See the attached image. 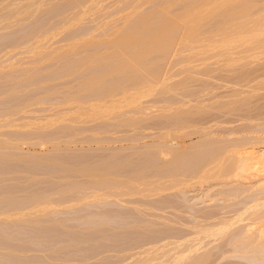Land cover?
<instances>
[{
    "label": "rangeland",
    "instance_id": "374dc122",
    "mask_svg": "<svg viewBox=\"0 0 264 264\" xmlns=\"http://www.w3.org/2000/svg\"><path fill=\"white\" fill-rule=\"evenodd\" d=\"M251 1L243 0L233 3L231 6V9H233H230L229 12L223 10L227 13L218 11L216 15H210L211 17L207 18L210 20H206L207 23L203 21L204 23L200 27L201 31L208 29V31H204L215 36L218 33L215 31L216 28L219 29L218 24L222 25V21L224 24L228 18L233 19L236 13H238L236 14L237 17L242 18L240 24L248 27L249 24L246 23H249L248 17L254 15L252 12L255 13L254 11H256L257 13L256 9L264 8V0L262 2L261 0L259 2L253 0V3H250ZM192 2L196 4L198 0H0V264H143V262L149 264L148 261L151 258L153 260L151 259L150 264H163L166 260H169L166 259L167 257L177 258L172 255L178 252L181 253V251L184 252L185 238H187L185 230L191 229L192 225L214 222L217 218V220L223 219L224 216L226 218L232 217L237 208L238 210L243 208L244 203L245 206L246 204H253L257 198L261 199L260 201L263 200L264 184L262 183H264V180H260L264 179L263 91L260 93L258 91L257 95L255 94L256 97H252L250 103L248 102L249 104L244 103L245 109L240 106L242 109H238L240 112L236 113L237 110L235 114L225 117V119H232L233 123H226L224 126L222 123L220 128L226 127V132L235 129L232 135L228 134L226 136L227 133H224L223 135L214 136L216 142L217 140L229 142L230 139L231 141L237 139V141L247 142L252 137L249 141L251 143L253 141V144L250 143L245 146H247L246 148L249 147L248 150H252L249 152L251 154L248 157L250 158L248 162L256 164L254 178L247 179L248 181L246 179L239 182L234 181L231 184L228 183L229 185L223 183L225 187L217 182H212V184L208 182L202 185L199 183L190 184L193 180L188 183V187L183 183L185 169L186 174L191 175L193 168L196 165V168L200 167L207 159L203 155V159L200 160V155L196 156L197 158L193 157V159L185 160V153L195 151L192 147L197 146L196 143L200 141L196 136L185 139V116L191 115V113L188 115L185 113V101L189 102L188 107H194L196 105L194 100L197 98L206 100L209 97L207 92L210 93L211 91L213 94L216 92L218 96L219 94L223 95L222 98L227 100V97L224 96H227L235 88L245 90L243 95L249 90L247 87L241 89V86H235L234 83H238L237 81L241 80L242 83L240 84L248 81V79L255 81L258 79L256 83L258 81L264 82L262 79V77L264 78V57H262L264 46L262 44L260 46L261 50L263 49L262 54L260 53L261 50L258 52L260 48L257 47L259 46L256 44L257 42L256 45H253L255 41L251 44L252 46L249 45L248 47L255 50L254 46H256L257 53L250 49L252 54L249 51L245 57L243 52L237 54L239 48L237 45L236 48H232L233 50L236 49V51H231L233 57L236 55L234 57L236 60L232 56H228L235 61H230L232 62L231 67L225 60L226 56L225 58L223 56L222 58L212 56V59L205 57L203 61L206 55L200 54L203 58L198 55L199 59L196 55L198 63L197 60L196 62L194 59L189 60L191 56L193 58L195 55H192L193 51L185 50V17L182 22L180 18L185 16V10L190 4H193ZM242 5V9L245 7L243 10L241 9ZM234 8L236 9L234 10ZM262 8H260L261 11H263ZM242 14L247 17L248 22ZM96 18L98 21H96ZM243 19L246 21L244 22ZM166 30L168 31L165 33ZM211 34L207 35L210 39H214ZM201 35L200 38L205 36L203 33ZM262 36H264V33ZM260 41L261 39H258V42ZM262 42L264 43L263 40L260 43ZM143 43H146L147 46ZM210 47L209 49H211ZM212 47V53L219 49L218 47ZM240 48L242 49V47ZM240 48L239 50H241ZM136 51L138 52L136 53ZM211 51L209 55H211ZM118 53L119 56H116L115 54ZM258 53L259 55H257ZM249 54L256 56L249 58ZM53 55L54 57H52ZM242 55L245 60L242 59ZM223 58L227 64L226 66L225 63L222 64L224 62ZM252 58L258 60L252 61ZM248 59L252 62L247 63ZM122 60L125 61H123L125 65ZM237 60L238 63H236ZM233 63L235 64L233 65ZM220 64L223 65V69L220 68L221 66L217 68ZM121 65L124 68L120 67ZM90 78L91 80H89ZM147 81H151L153 85L147 86L150 83H146ZM88 82L94 85L91 84L90 86ZM136 85L140 89L138 86L133 87ZM142 85L145 87H142ZM131 86L137 88V91L144 90V92H141L145 94V97L143 96L142 100L137 101V104L122 107L124 110H134L136 104L139 107H136V110L139 109L138 111H140L136 113L135 117L133 115L130 118V115H127L124 118L129 117V119L135 120V125L137 119L140 118L142 121L138 120L139 126H134L136 129L131 128L132 126L128 127L130 130H127V132H125L127 127H124L126 129L122 133L115 134V131L112 130L116 128H112L111 133L115 134L112 135L109 133L110 126L108 124L114 122L109 120L108 123L106 117V120L101 117L104 116L101 113L102 111L100 112V110H103L102 106L107 104L106 100L108 99L105 101L93 100L107 96L109 93L117 94L121 88L130 89ZM146 86L149 89H143ZM185 95L189 97L185 98ZM217 98L220 99V97ZM222 98L221 100H223ZM163 106H166V108ZM167 106L173 110L168 112ZM237 107L239 106L237 105ZM122 108L120 110H123ZM150 110L153 111L150 112ZM92 112L94 116L97 113L101 115H96L99 117L96 118L91 115ZM206 112V114H198L199 116L194 115L195 119L215 114L213 110L210 113L209 111ZM239 116H246L249 119L241 120ZM104 125L109 126V128ZM172 126L175 127L174 130ZM166 127L167 130L172 129L170 135L161 140L162 143L166 144L158 143V145H154L156 141H160V138L155 137L160 134L159 129L164 130ZM176 128L179 130H176ZM120 134L125 138L128 136L131 138L133 135H145V137L136 144L126 141L122 143L123 146H119V143H107L105 140L109 135L115 137ZM242 138L247 140L244 141ZM204 139L213 141L212 136ZM132 144L134 147L129 148ZM161 145L167 147L166 149L170 151L169 155L159 151L158 147ZM188 147H191V150ZM135 149H138L139 153L136 152L135 155L131 156V152L137 151ZM157 151H159L158 155L156 154ZM256 154L257 156H255ZM125 156H129L130 160H120L121 162L118 160ZM136 158H141L140 160L144 164L147 163L146 166L142 162V164L140 163L141 166L139 165V167H143V170L137 167L139 162L136 163L137 165L132 163V161L137 160ZM197 159L200 160H198L199 165L196 164ZM195 160L196 162H194ZM113 162L116 164H113ZM150 163L156 164L155 167L153 164L149 165L154 170H151L152 168L148 166ZM124 164L129 168L131 167V170L135 167L138 170H127L126 172L130 171L134 174L137 172L140 176L147 175V177H149V173L154 174L156 168L159 167L160 170H157L159 173L157 172L155 177L153 175L145 181L150 182L157 177L155 183H158V185H153L154 181L151 185L158 188L159 192L157 190L154 191L157 193H154L149 188L152 192L150 193L149 190L147 191L146 188L142 187L147 194L150 193L149 196L146 193L147 197L142 196L144 190H141L143 194L140 195L141 191H138V189L137 193L140 192L139 194L133 189L134 193L126 190L128 194L119 197H111L108 193H104L108 196L103 193L104 196H102L101 192L104 191L102 189L105 188V184L102 185L103 181L101 180L106 183L108 167L111 165V167H118ZM125 165L124 168H126ZM146 168L148 169L146 170ZM172 173L174 175H171ZM163 174L164 179L162 178ZM176 174L178 176H175ZM258 174H262L263 177ZM165 175L169 178L167 179ZM170 176L177 177L178 181L176 178H170ZM171 180H176L175 182L179 183L182 180L183 182L182 184L178 183L177 187L175 186L176 183ZM133 183L134 181L131 185ZM161 184L169 187L172 185L173 188L170 187L165 190V187L163 189ZM136 185L134 183L133 186ZM95 188H100L101 192L99 189L95 190ZM231 207L233 209L227 211ZM259 211L264 212V208L259 209ZM226 212L229 216H226ZM231 212L232 214H230ZM118 213H123L129 219L127 221H131L130 223L134 225L131 224V228L130 223L126 224V227L124 226V234L122 233L121 236L123 239L118 240L117 243L116 239L111 241L107 239L109 234L117 229L114 228L116 223H113L116 221L115 216ZM211 218H214V220ZM263 221L264 219H259L260 223H258L264 225ZM243 222L246 223L247 221H239L241 224ZM136 224L141 225V227L147 225L144 231L140 230V232H143L142 235L137 230L138 225ZM241 224L237 222L232 226L236 229V232L233 230L234 235L239 238L244 237V235L242 236V225L245 226V224ZM235 226L240 229L235 228ZM134 228L136 231H134ZM149 228L151 231L156 230L152 233L148 230ZM145 231L148 233L145 234ZM238 232L240 234H237ZM255 236L257 235L255 234ZM149 237H151L152 242L149 241ZM152 237L156 239L153 240ZM261 239V242L259 241L260 245L257 242L248 246L244 243L245 248L248 250L244 249L241 255L238 251H236L237 254L233 251V253L226 252L222 255L225 256L226 261L230 262L251 264V261L256 258L257 263L253 261L252 264H262L264 263V253L262 254L264 248L262 249L261 246H264V234ZM210 240L217 243L219 241L207 238V241H203V244L209 242V246H216L215 242L213 243ZM114 242L116 245L120 244L118 251L119 246L113 249L116 247L115 244L113 245ZM108 243H112V245L110 244L113 247L112 249L106 248L105 245H108ZM235 244L240 245L241 243L238 244L237 242ZM166 252L169 253L166 255ZM179 253L177 256H183L184 254ZM184 257L185 255L181 261L179 259L181 263L176 262V264H185ZM251 257L254 258L250 260ZM145 261L147 262L145 263Z\"/></svg>",
    "mask_w": 264,
    "mask_h": 264
},
{
    "label": "bare ground",
    "instance_id": "6f19581e",
    "mask_svg": "<svg viewBox=\"0 0 264 264\" xmlns=\"http://www.w3.org/2000/svg\"><path fill=\"white\" fill-rule=\"evenodd\" d=\"M191 1V0H190ZM193 1V0H192ZM240 1H243V0H198V2L196 3V4H194L193 2V4H190V6L185 10V16H183V17H181L180 19H181V22H182V20L184 19V17H185V40H184V42H185V50H187V51H193V53H192V55L194 56L195 55V57H193L192 58V56L191 55H189V56H191V58L189 59V60H191V59H194V61L196 62V60L198 59L197 57H199L198 55H200V54H203V55H206V56H204V59H203V61L205 60V57H207V58H210V59H212V56H219L218 58H222V56L225 58V56L227 57V58H225V60H226V62L228 63V65L231 67L232 66V62H235V61H233L235 58V56L236 55H234V57L231 55L233 52H231V51H236V49L235 50H233L232 48H236V45H237V47H242V49L241 50H239V48H238V50H237V54H239V52L240 53H245L244 54V57H245V55H246V53H248L249 51H250V49H251V51H255V53H257V51H256V49H257V47L258 48H260V49H258L259 51L258 52H260V50H261V47L260 46H264V43L262 42V43H260L262 40L264 41V36H262L261 37V35H263V33H264V8H262V7H260V8H262V10L263 11H261V9L260 8H258V9H256L257 10V13H256V11H254L255 13H253L252 12V14H254V15H249V16H251V17H248V15L246 14V12L248 11H246L245 12V14L247 15V17H248V19H249V23H246V24H249L248 25V27L247 26H243L242 24H240V21H241V19L242 18H240L239 16L237 17L236 16V14H238V13H236L235 14V16H233L234 18L232 19V18H228L227 19V21L223 24V21H222V25H219L218 24V26H219V29L218 28H216L217 30H215L216 32H218L217 34H215V36H213V34H211V33H207V32H205L204 30H206V29H204V30H202V31H204V32H202L201 31V29H200V27L203 25V21H205L206 22V20H210V19H207L210 15H212V14H215L216 15V12L218 13V11H221V13L222 12H226V11H223V10H228V12H229V10L231 9V6H232V4L233 3H237V2H240ZM249 1V0H248ZM255 1H257V0H255ZM246 2V1H245ZM258 2H259V0H258ZM261 2H262V0H261ZM191 3V2H190ZM250 3H253V0L250 2ZM256 3V2H255ZM254 3V4H255ZM189 4V3H188ZM242 4H243V2H242ZM257 4V3H256ZM237 5V4H236ZM235 5V6H236ZM244 5V4H243ZM243 5L241 6V9H242V7H243ZM253 5V4H252ZM246 6H248V5H246ZM168 7V6H167ZM166 7V8H167ZM238 7H240V6H238ZM251 7V6H250ZM255 7V6H254ZM253 7V8H254ZM165 8V9H166ZM186 8V7H185ZM245 8V7H244ZM243 8V9H244ZM256 8V7H255ZM135 9V8H134ZM233 9V8H232ZM231 9V10H232ZM236 8H234V10H235ZM238 10H240L239 8H237ZM242 9V10H243ZM252 9V8H251ZM128 10H130V9H128ZM233 10V11H234ZM253 10V9H252ZM167 11V10H166ZM259 11V12H258ZM242 12V11H241ZM227 13V12H226ZM234 13V12H233ZM248 13V12H247ZM249 14V13H248ZM223 15V14H222ZM239 15H240V13H239ZM243 15V14H242ZM77 16V15H76ZM179 16V15H178ZM243 16H245V15H243ZM124 17V16H123ZM122 17V18H123ZM180 17V16H179ZM211 17V16H210ZM246 17V16H245ZM247 17H246V22H248V19H247ZM74 18V17H73ZM226 18V17H225ZM244 18V17H243ZM97 19V18H96ZM106 19V18H105ZM179 19V18H178ZM216 19V18H215ZM240 19V20H239ZM96 21H98V19L96 20ZM239 21V22H238ZM243 21H244V19H243ZM244 21V22H245ZM68 22V21H67ZM147 22V21H146ZM177 22V21H176ZM180 22V23H181ZM219 22V21H218ZM244 22H243V24H244ZM168 23V22H167ZM207 23V22H206ZM205 23V24H206ZM184 24V23H183ZM213 24V23H212ZM215 24V23H214ZM148 25V24H147ZM167 25V24H166ZM170 25V24H169ZM173 25V24H172ZM178 25H180V24H178ZM177 25V26H178ZM174 26V25H173ZM176 26V25H175ZM217 26V27H218ZM151 27V26H150ZM162 28V27H161ZM168 28V27H167ZM175 28V27H174ZM215 28V27H214ZM170 29H172V28H170ZM212 29V28H211ZM210 29V30H211ZM155 30V29H154ZM177 30V29H176ZM152 31V30H151ZM156 31V30H155ZM155 31H154V33H155ZM168 30H166L165 31V33L167 32ZM172 31V30H171ZM175 31V30H174ZM173 31V32H174ZM206 31H208V29L206 30ZM210 32H212V31H210ZM146 33V32H145ZM148 33H150V32H148ZM153 33V34H154ZM201 33H203V34H205V36L207 35V34H211L213 37H214V39H210L209 38V35H207V38L205 37V36H203V37H201L200 38V36H202L201 35ZM207 33V34H206ZM144 34V33H143ZM121 35V34H120ZM145 35V34H144ZM165 35V34H164ZM216 35H219L218 37L216 36ZM150 36V35H149ZM161 36V35H160ZM124 37H125V35H124ZM211 37V36H210ZM259 37H261V38H259ZM117 39H118V36L116 37ZM164 38V37H163ZM263 38V39H262ZM167 39V38H166ZM258 39L260 40L261 39V41L260 42H258ZM89 40V39H88ZM151 40V39H150ZM168 40V39H167ZM172 40V39H171ZM183 40H181L182 42H183ZM84 41V40H83ZM126 41V40H125ZM129 41V40H128ZM140 41V40H139ZM255 41V42H254ZM87 42V41H86ZM86 42H85V44H86ZM117 43L119 42V41H116ZM146 42V41H145ZM254 42V43H253ZM257 42V43H256ZM127 43V42H126ZM164 43H165V41H164ZM171 43V42H170ZM253 43V45L256 43L257 45H259V46H254L255 47V50H252L253 48H251V47H248L249 45L250 46H252L251 44ZM129 44H130V42H129ZM141 44H142V42H141ZM163 44V43H162ZM182 44H184V43H182ZM234 44V46H232ZM255 44V45H256ZM262 44V45H261ZM84 45V44H83ZM112 45V44H111ZM110 45V46H111ZM119 45H120V43H119ZM143 45H146V43L144 44L143 43ZM149 45H151V44H149ZM157 45H158V43H157ZM169 45V44H168ZM86 46V45H85ZM147 46V45H146ZM145 46V47H146ZM156 46V45H155ZM211 46V47H210ZM212 46H214V48H216V47H218L219 49H217V51L215 52V53H212V51H211V49L213 48ZM115 47V46H114ZM135 47V46H134ZM209 47L211 48V49H209ZM59 48V47H58ZM58 48H56V49H58ZM71 48V47H70ZM129 48V47H128ZM147 48V47H146ZM182 48H183V46H182ZM221 48V49H220ZM75 49V48H74ZM73 49V50H74ZM115 49V48H114ZM113 49V50H114ZM121 49H123V48H121ZM125 49V48H124ZM141 49V48H140ZM145 49V48H144ZM151 49V48H150ZM157 49V48H156ZM130 50V49H129ZM263 50V49H262ZM262 50H261V52L260 53H262ZM55 51V50H54ZM67 51V50H66ZM115 51V50H114ZM127 51V50H126ZM142 51V50H141ZM146 51V50H145ZM181 51V50H180ZM183 51V50H182ZM210 51H211V55H209V53H210ZM251 51H250V53H251ZM63 52V51H62ZM111 52V51H110ZM117 52V51H116ZM138 51H136V53H137ZM186 52V51H185ZM55 53V52H54ZM123 53V52H122ZM131 53V52H130ZM182 53V52H181ZM191 53V52H190ZM62 54V53H61ZM107 54V53H106ZM189 54V53H188ZM252 54V53H251ZM263 54V53H262ZM56 55H59V54H56ZM112 55V54H111ZM116 56L118 55L119 56V53L118 54H115ZM147 55V54H146ZM196 55H197V57H196ZM232 56V57H228V56ZM250 55V54H249ZM249 55H248V57H249ZM257 55H259V53L257 54ZM121 56V55H120ZM127 56V55H126ZM201 56V55H200ZM221 56V57H220ZM239 56V55H238ZM253 56H256V55H253ZM253 56H251L250 55V57L249 58H251V57H253ZM52 57H54V55L52 56ZM128 57V56H127ZM132 57H133V55H132ZM135 57V56H134ZM242 57H243V55H242ZM242 58V59H244L245 60V58ZM259 57V56H258ZM260 57H261V54H260ZM259 57V58H260ZM262 57H264V54L262 55ZM118 58V57H117ZM131 58V57H130ZM196 58V59H195ZM201 58H203L202 56H201ZM207 58H206V60H207ZM224 58H223V60H224ZM237 58V57H236ZM239 58V57H238ZM246 58H247V56H246ZM255 58H257V57H255ZM125 59V58H124ZM137 59V58H136ZM199 59H200V57H199ZM213 59H214V57H213ZM217 59V58H216ZM232 59V60H231ZM240 59H241V57H240ZM240 59H238L239 60V62H241L240 61ZM189 60H187L188 62H189ZM219 60V59H218ZM220 60H222V59H220ZM225 60H224V62H222V64L223 63H225ZM236 60V59H235ZM238 60L236 61V63H238ZM249 60V59H248ZM247 60V63H251L252 61H255V60H258V59H251V60H249L248 61ZM123 61L124 60H122V63H123ZM134 61V60H133ZM193 61V60H192ZM193 61V62H194ZM200 61V60H199ZM230 61H232V62H230ZM251 61V62H250ZM125 62V61H124ZM191 62V61H190ZM230 62V63H229ZM129 63V62H128ZM135 63V62H134ZM197 63H198V60H197ZM216 63V62H215ZM243 63V62H242ZM246 63V64H247ZM124 64V63H123ZM191 64V63H190ZM235 63H233V65H234ZM125 65V64H124ZM132 65V64H131ZM227 64L225 63V66H226ZM241 65V64H240ZM128 66V65H127ZM138 66V65H137ZM221 66V67H220ZM222 66L223 65H219V66H217V68L218 67H220V68H222ZM224 66V67H225ZM120 67H123V65H121ZM146 67V66H145ZM242 67V66H241ZM124 68V67H123ZM131 68V67H130ZM133 69H134V67H132ZM227 68H228V66H227ZM115 69H117V68H115ZM136 69V68H135ZM223 69V68H222ZM231 69V68H230ZM227 70V69H226ZM225 70V71H226ZM117 71V70H116ZM127 71V70H126ZM132 71V70H131ZM135 71V70H134ZM140 72V71H139ZM133 74V73H132ZM148 74V73H147ZM150 74H151V72H150ZM264 75V74H263ZM146 76V75H145ZM151 76V75H150ZM147 78V77H146ZM257 78V77H256ZM255 79V78H254ZM260 79V78H259ZM262 79L264 80V78L262 77ZM89 80H91V78L89 79ZM222 80V79H221ZM247 80V79H246ZM258 80V79H257ZM256 80V81H257ZM95 81V80H94ZM226 81V80H225ZM234 82H235V80H233ZM241 81V80H240ZM240 81H237L238 83H234V85L236 86V85H239V87L241 86V89H243L244 87H247V89H249L248 91H246V93L243 95V93L245 92V90H238V89H234V90H232V91H230V93H228V95L227 96H224V97H227V100H225L224 98H222L223 97V95H220L219 94V96H218V94L216 95L215 93L213 94V93H209V92H207V94H208V98L206 99V100H204V99H199V98H197L196 100H194L195 102H196V105H194V107H188V103L189 102H187V100L185 101V113H187V115L188 114H190L191 113V115H189V116H185V139L186 138H192V136H196V137H198L199 139H200V141L199 142H197L196 143V145L197 146H195V147H192V149L194 150L195 149V151H193V152H191L190 151V153H185V160H188L189 158H191V159H193V157L194 158H197L196 156H200L201 155V157H200V160H201V158H202V156L203 155H205L206 157H207V159L205 160V162H203L202 163V165L200 166V167H198V168H196L197 167V165L196 164H198V162L200 161L199 159H197V162H196V160L194 161V162H196V166L194 167V168H196V169H194L192 166H191V168H193V170L191 171V175H189V174H186L187 173V171H186V169H185V180H184V182L181 180V183H179V182H175L176 180L178 181V179H177V177H175L176 178V180L174 181V180H171V181H173V182H175L176 184H175V186H177L178 187V185L179 184H182V182L183 183H185V185L187 186L188 185V183H190L191 181H193L192 183H190V184H194V183H199V184H205V183H208V182H211V184H212V182H217L218 184L220 183V184H228V183H232V182H234V181H241V180H249V179H251V178H254V176H255V172H254V170H255V167H256V164L254 163H249L248 162V159H250V158H248L249 157V155L251 154V153H249V152H251L250 150H248V148H246L247 146H245L246 144L247 145H249L251 142L249 141V140H251L252 139V137H251V139L249 138V142L247 141H245V140H247L246 138H245V142H242V141H237V139H233L232 141H231V139H230V141L229 142H223V140L222 141H218L217 140V142L216 141H214L215 139V135H220V134H224V133H227V135L226 136H228V134H231L232 135V133H233V130H235V129H233L232 131H228V132H226V127L224 128L223 126H224V124H226V123H231L232 122V119H225V117L227 116V115H231V114H235V112L238 110V109H241L240 108V106H243L242 108L243 109H245V104H246V102L248 103L250 100H251V98L252 97H256V95H257V92L259 91V93L260 92H264V82L262 81H258V83H256V81L255 80H253V79H251V80H249L248 79V81H244L243 82V84H240V83H242V82H240ZM242 81H243V79H242ZM253 81H255V82H253ZM92 82V81H91ZM148 82H150L151 83V81H147L146 83H148ZM227 82H228V80H227ZM232 82V81H231ZM88 83H90V82H88ZM95 83V82H94ZM143 83V82H142ZM146 83H144L145 85H146ZM148 84L147 86H149V85H153L152 83L151 84ZM154 83V82H153ZM229 83V82H228ZM91 84H93V83H90V86H91ZM232 84V83H231ZM94 85V84H93ZM138 85H136V86H133V87H137ZM144 85H142V87H143ZM146 86V88H143V89H149V87H147ZM234 86V87H235ZM132 86H131V88L130 89H126V87L125 88H121V90H123V91H121V90H119V93H117V94H111V93H109L107 96H104V97H102V98H100V99H94L93 101H105L106 99H108V100H106V103L107 104H105V106H102V108H103V110H100V112L102 113V115H104V116H101V117H104V120H108V123L110 122L109 120H111V122H114L113 124L112 123H109L108 125L110 126V129H109V133H111V130H112V128H116L115 130H112V131H115V134L116 133H122V131L123 130H125L126 128H124V127H127V129H126V131L125 132H127V130H130V129H128V127H130V126H132L131 128H133L134 126H136V125H138L139 126V119H137L136 120V122H137V124L135 125V120H133V119H129V117L128 118H124V117H126L127 115H130V118H132L133 117V115H134V117H135V115H137L136 113H139L140 111H138V110H136V107L137 108H139L138 107V105H136L137 104V101H140V99L142 100V97L145 95L143 92H144V90H140V91H137V88H133ZM145 87V86H144ZM243 87V88H242ZM138 88H139V86H138ZM219 88V87H218ZM124 89H126V90H124ZM133 91H132V90ZM135 89H136V91H135ZM140 89V88H139ZM138 89V90H139ZM261 90V91H260ZM121 91V92H120ZM141 91H143V92H141ZM148 91H150V90H148ZM111 92H113V91H111ZM116 93V92H115ZM219 93V92H218ZM227 93V92H226ZM149 94V93H148ZM211 94H213V95H211ZM256 94V95H255ZM210 95H211V97H210ZM147 96V95H146ZM259 96V95H258ZM145 97V96H144ZM143 97V98H144ZM189 96H187V95H185V98H188ZM217 97H220V99L219 98H217ZM74 99H75V97H73ZM221 98L224 100H221ZM255 99V98H254ZM92 100V99H91ZM90 100V101H91ZM66 101V100H65ZM78 101V100H77ZM207 102V103H206ZM134 103H136L135 104V106L136 107H134L135 109L133 110H124L122 107H124V106H130L131 104L133 105ZM240 105H239V104ZM245 103V104H244ZM250 103V102H249ZM248 103V104H249ZM86 104V103H85ZM244 104V105H243ZM131 105V106H132ZM150 105V104H149ZM166 105V104H165ZM191 105V104H190ZM237 105L239 106V107H237ZM97 106V105H96ZM170 106V105H169ZM169 106H167L168 107V109H169V111L168 112H170V110H173V109H171V107L169 108ZM247 106V105H246ZM156 107H158V106H156ZM156 107L154 108L155 110H156ZM161 107V106H160ZM163 107H165L166 108V106H163ZM163 107H162V109H163ZM92 108V107H91ZM100 108V107H99ZM123 109V110H120V109ZM144 108V107H143ZM142 108V109H143ZM146 108V107H145ZM176 108V107H175ZM95 109V108H94ZM94 109H92V110H94ZM98 109V108H97ZM131 109V108H130ZM150 108L148 107V110H149ZM151 109H153L152 107H151ZM159 109V108H158ZM157 109V110H158ZM247 109V108H246ZM140 110H141V108H140ZM161 110V109H160ZM165 110V111H166ZM214 111L215 112V114H209L210 113V111ZM242 110V109H241ZM96 111V110H95ZM94 111V112H95ZM153 110H150V112H152ZM159 111V110H158ZM157 111V112H158ZM163 111V110H162ZM206 111H209V115L207 116V117H204V118H202V116H201V118H196L195 119V116H196V114L198 115V114H202V113H207ZM243 111H245V110H243ZM88 112V111H87ZM97 112V111H96ZM99 112V111H98ZM142 112H143V110H142ZM145 112V111H144ZM160 112V111H159ZM173 112V111H172ZM238 112H240L239 110L236 112V113H238ZM90 113V112H89ZM132 113V114H131ZM85 114V113H84ZM96 114V113H95ZM99 113H97L96 115H98ZM192 114H193V116H194V118H193V116H192ZM220 114H222V115H220ZM82 115V114H81ZM91 115H93L94 116V114H93V112H92V114ZM94 116V117H98L99 115H101V114H99L98 116ZM146 115V114H145ZM238 115V114H237ZM92 116V117H93ZM139 116V115H138ZM153 116V115H152ZM192 116V117H191ZM199 116V115H198ZM91 117V118H92ZM100 117V118H101ZM105 117H106V119H105ZM96 118H94V119H96ZM99 118V117H98ZM145 118V117H144ZM148 119V118H147ZM239 119H249L248 117H246V116H239ZM91 120V119H90ZM92 120H93V118H92ZM91 120V121H92ZM103 120V119H102ZM233 120H235V119H233ZM134 121V122H133ZM140 121H142V119H140ZM116 122V123H115ZM123 124H122V123ZM143 123V122H142ZM223 123V128L225 129H223V128H220L221 127V124ZM233 123V122H232ZM126 125V126H125ZM104 126H106V125H104ZM109 126H106V127H108L109 128ZM137 126V127H138ZM166 126V125H165ZM105 127V128H106ZM144 128H145V126H143ZM151 127V126H150ZM172 127H174V126H172ZM108 128H107V130H108ZM135 128V127H134ZM147 128H148V126H147ZM146 128V129H147ZM159 128V127H158ZM169 129H170V127H168ZM180 128H182V127H180ZM231 128V127H230ZM136 129V128H135ZM155 129V128H154ZM173 130L175 129V127L174 128H172ZM172 129H170V130H172ZM105 130V129H104ZM157 130V129H156ZM160 131H164V132H160L159 131V135H157V136H155V137H157V138H160L159 140L160 141H156V143H154V145H158V143H162L163 141H161L165 136H167V135H170V130H167V127H166V129H159ZM176 130H179L178 128H176ZM134 131V130H133ZM153 131V130H152ZM104 132V131H103ZM107 132V131H106ZM137 132V131H136ZM142 132V131H141ZM180 132V131H179ZM181 132H182V130H181ZM240 132V131H239ZM262 132H264V130L262 131ZM151 133V132H150ZM246 133V132H245ZM112 134V133H111ZM115 134H112V135H115ZM126 134V133H125ZM133 134H135V133H133ZM157 134V133H156ZM234 134H235V132H234ZM264 134V133H263ZM138 135H139V132H138ZM150 136H151V134H149ZM155 135V134H154ZM111 135H109V137L107 136V138L105 139L106 141H107V143H119V146H123L122 145V143H125L126 141H130V142H133V144H136V143H138L139 142V140H141L142 138H144L145 137V135L144 136H131V138L128 136V137H124V136H122V134H120V135H117V136H115V137H110ZM122 136V137H121ZM149 136V137H150ZM159 136V137H158ZM212 136V138H213V141H209V140H205L204 138H209V137H211ZM147 137V136H146ZM151 137H153V136H151ZM222 137V136H221ZM255 138V137H254ZM253 138V139H254ZM155 139V138H154ZM218 139V138H217ZM239 139V138H238ZM242 139H240V140H242ZM50 140V139H49ZM103 140H104V138H103ZM152 140V139H151ZM105 141V142H106ZM255 141V140H254ZM165 142H166V140H165ZM255 143H256V141H255ZM254 143V144H255ZM258 143V142H257ZM130 145V147L129 148H131V146H133L134 147V145ZM162 144H166V143H162ZM253 144V141H252V143H251V145ZM168 145V144H167ZM166 145V146H167ZM257 145V144H256ZM165 145H161L160 147H158V149H159V151H161V152H165L164 154H167V155H169L170 154V151H168L165 147H164ZM189 146V145H188ZM106 147V146H105ZM149 147V146H148ZM253 147V146H252ZM120 148V147H119ZM124 148V147H123ZM136 148V147H135ZM189 148V147H188ZM121 149V148H120ZM143 149V148H142ZM135 150H137V151H134L133 153L131 152V156L132 155H135L136 154V152L137 153H139V151H138V149H135ZM189 150H191V147L189 148ZM159 151H157V155H158V153H159ZM264 151V150H263ZM262 151V152H263ZM155 152V151H154ZM255 152V151H254ZM141 153V152H140ZM147 153H150V152H147ZM122 154V153H121ZM127 154V153H126ZM146 154V153H145ZM144 154V155H145ZM161 154V153H160ZM208 156H207V155ZM253 154V153H252ZM261 155V154H260ZM130 156V157H131ZM175 156V155H174ZM182 156V155H181ZM255 156H257V154L255 155ZM121 157H122V155H121ZM128 157V158H127ZM139 157V156H138ZM153 157V156H152ZM107 158V157H106ZM143 158V157H142ZM151 158V157H150ZM254 158V157H253ZM112 159V158H111ZM127 159H129V156H125V157H123V158H120V159H118L119 161L120 160H127ZM137 159V158H136ZM135 159V160H136ZM141 159V158H140ZM140 159H137L136 161H132V163L133 164H136L137 162H139L138 163V166L137 167H139V165L141 166V164L143 163V161H141ZM156 159V158H155ZM203 159V158H202ZM114 160V159H113ZM130 160V159H129ZM140 160V161H139ZM199 160V161H198ZM259 160V159H258ZM110 161H112V160H110ZM122 161V162H123ZM153 161V160H152ZM116 163H117V161H115ZM121 162V161H120ZM126 162V161H125ZM129 162V161H128ZM142 162V163H141ZM145 162V161H144ZM202 162V161H201ZM256 162V161H255ZM116 163H114L113 162V164H116ZM141 163V164H140ZM159 163V162H158ZM192 163V162H191ZM190 163V164H191ZM200 163V162H199ZM258 163V162H257ZM122 164V163H121ZM125 164H127V163H125ZM124 164V165H125ZM144 164V163H143ZM151 164H153V166L155 167V165L156 164H154V163H150V164H148V166L149 165H151ZM185 164H186V161H185ZM97 165V164H96ZM124 165H119L118 167L117 166H113V167H111V166H109L108 168V172L106 173V176H107V178H106V183H104V180H101V181H103V184L102 185H104L105 184V188L104 189H102V190H104L103 192H101V190H100V188H98L99 190H100V192H101V195H102V193L104 194V193H108L109 195H111V197H119V196H121V195H125V194H128L127 192L129 191V192H133L134 193V191L137 193V189H138V191H141V190H144V195H142L143 194V192L141 191V194L140 195H142V196H146L145 195V193L147 194V192H145L146 190L145 189H142V187L143 188H146L147 189V191L149 190V188L151 189V190H153L152 192H154V191H157V192H159V189L158 188H156L155 186H152L151 185V183L154 181V183H153V185L154 184H157L158 185V183H155L156 181V179H157V177H156V179H154L153 177H152V179H154V180H152V181H150V182H145V181H147V179H149V177H151V176H153L154 175V177L157 175V172L159 173V171H157L158 169L160 170V168L158 167V169L156 168V170L154 171V174H152V173H149V177H147V175L145 176V175H142V176H140V174L139 173H137L136 172V174H134L133 172L131 173L130 171H128V172H126L127 170H131L128 166H130L129 164H127L128 166H126V168H129V169H126V168H124ZM137 165V164H136ZM145 166L147 165V163L145 162V164H144ZM179 165V164H178ZM188 165V164H187ZM199 165V164H198ZM255 165V166H254ZM144 166V167H145ZM147 166V167H148ZM159 166V165H158ZM180 166V165H179ZM264 166V165H263ZM262 166V167H263ZM107 167V166H106ZM137 167H135V169L137 168ZM149 167H151V166H149ZM148 167V168H149ZM260 167V166H259ZM261 167V168H262ZM140 169H142L143 167H139ZM148 168H146V170L148 169ZM152 168V167H151ZM123 169H126L125 171L123 170ZM135 169H133L132 168V170L134 171ZM144 169V168H143ZM142 169V170H143ZM150 169V168H149ZM131 170V171H132ZM137 170V169H136ZM151 170H154L153 168L151 169ZM174 170V169H173ZM138 171V170H137ZM140 171V170H139ZM149 171V170H148ZM257 171H259V170H257ZM261 171V170H260ZM130 172V173H129ZM151 172H153V171H151ZM164 172V171H163ZM166 172V171H165ZM262 172H263V170H262ZM95 173V172H94ZM147 173V172H146ZM189 173V172H188ZM260 173V172H259ZM93 174V173H92ZM182 174V173H181ZM103 175H104V173H103ZM162 175V174H161ZM166 175H167V173H166ZM165 175V176H166ZM171 175H174V173H172ZM258 175H262V174H258ZM167 176H169V175H167ZM167 176H166V178H167ZM175 176H178L177 174L175 175ZM101 177V176H100ZM160 178H161V176H159ZM174 176H170V178H173ZM262 177H263V175H262ZM104 178V177H103ZM163 179L165 178L164 177V174H163V177H162ZM169 178V177H168ZM167 178V179H168ZM175 178H173V179H175ZM256 178V177H255ZM258 178H260V177H258ZM181 179V178H180ZM179 179V180H180ZM151 180V179H150ZM166 180V179H165ZM247 180V181H248ZM260 180H264L263 178L262 179H260ZM259 179H258V181H260ZM134 181V183H135V185L136 186H133L134 185V183H133V185H131L132 184V182ZM161 181V180H160ZM164 181V180H163ZM167 181V180H166ZM165 182V181H164ZM169 182V181H168ZM167 182V183H168ZM246 182V181H245ZM255 182V181H254ZM264 182V181H263ZM98 183H100V182H98ZM163 183V182H162ZM179 183V184H178ZM259 183V182H258ZM93 184V183H92ZM92 184H91V186H92ZM95 184V183H94ZM166 184V183H165ZM169 184V183H168ZM189 184V185H190ZM223 184V185H224ZM252 184V183H251ZM261 184V183H260ZM262 184H264V183H262ZM162 186H163V189H164V187H165V190H167V188H170V187H172V185H170V187L169 186H164L163 184H161ZM208 185V184H207ZM229 185V184H228ZM247 185V184H246ZM258 185V184H257ZM97 186V185H96ZM100 186H101V184H100ZM133 186V187H132ZM174 186V185H173ZM236 186V185H235ZM239 186H240V184H239ZM243 186V185H242ZM250 186V185H249ZM95 187V186H94ZM97 187H99V186H97ZM138 187H140L141 189L139 190V188ZM188 187V186H187ZM224 187H225V185H224ZM255 187V186H254ZM253 187V188H254ZM173 188V187H172ZM209 188V187H208ZM236 188H238V187H236ZM250 188H251V186H250ZM256 188V187H255ZM97 188H95V190H98ZM134 189V191H132ZM226 189V188H225ZM242 189V188H241ZM257 189H258V187H257ZM262 189H263V187H262ZM126 190H127V192H126ZM151 190H149V192L150 193H152L151 192ZM230 190V189H229ZM247 190H248V188H247ZM106 191V192H105ZM163 191V190H162ZM172 191V190H171ZM175 191V190H174ZM157 192H154V193H157ZM264 192V191H263ZM94 193V192H93ZM93 193H91V194H93ZM140 192H138L137 194H139ZM150 193L149 194H147L148 196L150 195ZM244 193V192H243ZM257 193V192H256ZM108 194H104L105 196H108ZM104 195H102V196H104ZM113 195V196H112ZM166 195V194H165ZM263 195V194H262ZM93 196H94V194H93ZM96 196V195H95ZM155 196V195H154ZM228 196H230V195H228ZM249 196V195H248ZM147 197V196H146ZM209 197V196H208ZM247 197V196H246ZM259 197V196H258ZM264 197V196H263ZM101 198V197H100ZM103 198V197H102ZM105 198V197H104ZM159 198V197H158ZM261 198V197H260ZM114 199V198H113ZM161 199V198H160ZM169 199V198H168ZM246 199V198H245ZM257 200H259V201H257ZM257 200H255L254 201V203L252 204L251 202H253V201H251L250 203L251 204H249V205H245L244 206V204L242 205V207L243 208H239L240 210H238V208L236 209L237 211H235V214L233 213L232 214V212L230 213V214H232V217H229V218H226L225 216V218L223 217V219L221 218L220 220H215L214 222H210V223H201V222H199V223H201V224H197V225H192L191 226V229H188V231H187V229L185 230L186 232H185V235L187 236V238H185V250H184V252L183 251H181V253H179V254H182V253H184L183 254V256L185 255V264H239V262L238 263H235V262H230V261H226L225 260V256H223L222 255V253H226V252H231V253H233V251L234 252H236V251H238V252H240V255H241V253L244 251V249L245 250H248L247 248H245L246 246H245V244L248 246V245H250V244H254V242L256 243L257 242V244H259V241L261 242V240L263 239H261V237L263 236V234H264V225H261V224H259L260 222H259V219L261 220H263L264 219V212L263 211H259V209L260 210H262L263 208H264V198H263V200L262 201H260L261 199H258L257 198ZM133 201H136V200H133ZM140 201V200H139ZM246 201V200H245ZM257 201V202H256ZM136 202H138V201H136ZM243 202V201H242ZM241 202V203H242ZM156 203V202H155ZM246 203H248L247 201H246ZM49 204V203H48ZM169 204V203H168ZM142 205V204H141ZM241 206V205H240ZM239 206V207H240ZM142 207V206H141ZM172 207V206H171ZM234 207V209L236 208L235 207V205L233 206ZM233 207H231V208H228V210L227 211H229V209H233ZM34 208V207H33ZM150 208H152V207H150ZM154 208V207H153ZM175 208V207H174ZM224 209V208H223ZM133 210V209H132ZM146 210H147V208H146ZM220 210V209H219ZM173 211V210H172ZM259 211V212H258ZM119 212V211H118ZM126 212V211H125ZM141 212V211H140ZM233 212H234V210H233ZM117 213V212H116ZM127 213V212H126ZM151 213V212H150ZM171 213V212H170ZM214 213V212H213ZM216 213H218V212H216ZM220 213V212H219ZM227 213V212H226ZM205 215H207V214H205ZM220 215H222V214H220ZM234 215V216H233ZM111 216V215H110ZM113 216V215H112ZM114 216H115V214H114ZM134 216V215H133ZM132 216V217H133ZM141 216V215H140ZM177 216V215H176ZM208 216V215H207ZM211 216V215H210ZM226 216H229V214L227 213V215ZM116 221L113 223V224H115L116 223V226H114V228L116 227L117 229H116V231H112L110 234H109V237H108V241H111V240H113V239H116L115 241H117V243H118V240H120V239H123V238H121V236H122V233L124 232L123 231V228H124V226L126 225V224H129L131 221H127V220H129V219H127V217L126 216H124V214L123 213H121V214H117L116 216ZM136 217V216H135ZM142 217V216H141ZM178 217V216H177ZM213 217H214V215H213ZM219 217V216H218ZM263 217V218H262ZM111 218V217H110ZM130 218V217H129ZM207 218V217H206ZM206 218H204V219H206ZM137 219V218H136ZM167 219V218H166ZM173 219V218H172ZM198 219V218H197ZM201 219V218H200ZM203 219V218H202ZM212 219V218H211ZM141 220V219H140ZM144 220V219H143ZM209 220V219H208ZM212 220H214V218L212 219ZM247 221L246 223H242V224H245V226L244 225H242L241 223H239V221ZM132 221H134V220H132ZM172 221V220H171ZM205 221V220H204ZM102 222V221H101ZM147 222V221H146ZM183 222V221H182ZM197 222H198V220H197ZM238 222V224H241L242 225V228H243V230H242V236L244 235V237L242 238H239L238 236H235L234 235V233H233V230H235V232H236V229H234L232 226H234L236 223ZM259 222V223H258ZM264 222V221H263ZM179 223V222H178ZM194 223V222H193ZM262 223V222H261ZM131 224L132 223H130L129 225H130V228L134 225V224H132V226H131ZM162 224V223H161ZM177 224V223H176ZM263 224V223H262ZM136 225H138V231L140 232V230H142V231H144V229H145V227L147 226V225H143L142 227H141V225H139V224H136ZM149 225V224H148ZM163 226V225H162ZM236 226H238V225H236ZM235 226V228H239V227H236ZM240 226V225H239ZM244 226V227H243ZM105 227V226H104ZM126 227V226H125ZM129 227V226H128ZM128 227H127V229H128ZM141 227V228H140ZM149 227V226H148ZM166 227V226H165ZM241 227V226H240ZM110 228V227H109ZM112 228V227H111ZM233 228V229H232ZM241 228V229H242ZM103 229V228H102ZM105 229V228H104ZM125 229V228H124ZM147 229V228H146ZM240 229V228H239ZM148 230H150V228L148 229ZM147 230V231H148ZM153 230V229H152ZM156 229H154L153 231H151L152 233L155 231ZM232 230V231H231ZM126 231V230H125ZM128 231V230H127ZM134 231H136L135 230V228H134ZM137 231V232H138ZM241 231V230H240ZM138 232V233H139ZM149 232V231H148ZM148 232H144L145 234L146 233H148ZM151 232H150V234H151ZM136 233V232H135ZM141 233H143V232H140V234ZM244 233V234H243ZM124 234V233H123ZM126 234V233H125ZM137 234V233H136ZM237 234H240L239 232L237 233ZM236 234V235H237ZM255 234L257 235V236H255ZM142 235V234H141ZM144 235V234H143ZM108 236V235H107ZM117 236V237H116ZM120 236V237H119ZM124 236V235H123ZM152 236V235H151ZM112 237H115V238H112ZM125 237V236H124ZM235 237H237V238H235ZM256 237V238H255ZM144 238V237H143ZM153 238V240H155L156 238L155 237H152ZM155 238V239H154ZM169 238V237H168ZM207 238L209 239H214V240H219V241H221L220 242V244H218L219 243V241H218V243L217 242H213V240H210L211 242H213L214 244H216V246L215 245H211V246H209V242H207L205 245L203 244V241H207ZM146 239V238H145ZM148 239H150L149 241H151V237H149ZM261 239V240H260ZM141 240V239H140ZM173 240V239H172ZM182 240V239H181ZM128 241V240H127ZM144 241V240H143ZM148 241V240H147ZM205 241V242H206ZM113 242V241H112ZM152 242V241H151ZM238 242V244L239 243H241L240 245H237V244H235V243H237ZM107 243V242H106ZM105 243V244H106ZM120 243V242H119ZM153 243H154V241H153ZM169 243V242H168ZM245 243V244H244ZM98 244V243H97ZM112 245V243H108V245H105L106 246V248H113L111 245ZM115 244V242L113 243V245ZM207 244H208V246L210 247H208L207 246ZM230 244V245H229ZM244 244V246H242ZM263 244V243H262ZM261 244V245H262ZM116 245V244H115ZM154 245V244H153ZM176 245V244H175ZM227 245H228V247H227ZM236 245V246H235ZM260 245V244H259ZM103 246V245H102ZM117 246H119L118 248H117ZM155 246V245H154ZM164 246V245H163ZM168 246V245H167ZM213 246V247H212ZM231 246V247H230ZM235 246V247H234ZM253 246V245H252ZM168 247H170V246H168ZM208 247V248H207ZM230 247V248H229ZM241 247V249H239ZM250 247V246H249ZM257 247V246H256ZM260 247V246H259ZM262 247V249L264 248V246H261ZM105 248V249H106ZM115 248H117V251H118V249H120V244L119 245H116V247H114L113 249H115ZM172 248H176V247H172ZM184 248V247H183ZM232 248V249H231ZM235 248H237V249H235ZM252 248V247H251ZM258 248V247H257ZM131 249V248H130ZM169 249V248H168ZM167 249V250H168ZM250 249V248H249ZM259 249V248H258ZM257 249V250H258ZM261 249V248H260ZM169 250H171V249H169ZM181 250V249H180ZM256 250V249H255ZM264 250V249H263ZM116 251V250H115ZM158 251V250H157ZM178 251V250H177ZM144 252V251H143ZM153 252V251H152ZM159 252H160V250H159ZM175 252V251H174ZM238 252H236V254L238 253ZM245 252H247V251H245ZM167 253H169V252H166L165 254L167 255ZM178 253H174L175 255H172V256H174V257H177V258H172L171 256H169V257H167L166 258V256H165V258L166 259H169V260H166L165 261V263H163V262H161V263H163V264H176V262H178V263H181L180 261H181V259H183V256L182 255H178L177 256V254ZM250 253V252H249ZM260 253H261V250H260ZM264 252H262V254H263ZM125 254V253H124ZM164 254V255H165ZM163 255V256H164ZM229 255V254H228ZM232 255V254H231ZM256 255V254H255ZM252 256V255H251ZM108 257V256H107ZM145 257V256H144ZM246 258L248 257V256H245ZM264 257V256H263ZM49 258V257H48ZM110 258V257H109ZM151 258V257H150ZM227 259H228V256L226 257ZM245 258V259H246ZM249 258H250V256H249ZM249 258H248V260H249ZM254 257H251V259L250 260H252ZM107 259V258H106ZM152 259V258H151ZM151 259H149L150 261H148V263L150 264V262H151ZM179 259H180V261H179ZM255 260H256V258H254ZM258 259V258H257ZM261 259V258H260ZM119 260V259H118ZM153 260V259H152ZM157 260V259H156ZM255 260H253V261H255ZM158 261V260H157ZM163 261V260H162ZM253 261H251L252 263H253ZM258 261V260H257ZM147 261H145V263H146ZM142 263V262H141ZM184 263V262H183ZM251 263V264H252ZM254 263H257L256 261L254 262ZM261 263V262H260ZM143 264H144V262H143ZM245 264V263H244ZM248 264H250V263H248ZM262 264H264V263H262Z\"/></svg>",
    "mask_w": 264,
    "mask_h": 264
}]
</instances>
